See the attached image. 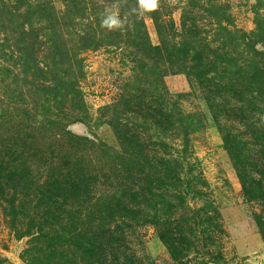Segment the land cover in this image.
Wrapping results in <instances>:
<instances>
[{
	"label": "rangeland",
	"instance_id": "rangeland-1",
	"mask_svg": "<svg viewBox=\"0 0 264 264\" xmlns=\"http://www.w3.org/2000/svg\"><path fill=\"white\" fill-rule=\"evenodd\" d=\"M6 1L17 4L15 0ZM49 2L57 9H65L64 0ZM191 4H196V9L187 21L200 26L213 48L224 39L230 40L229 32L241 38L238 41L244 48L242 42H254L258 23L264 18V0H159L163 22L174 24L178 41L184 7ZM106 10L117 12L112 7ZM143 16L152 42L158 44L160 40L150 12ZM65 31L70 32V28ZM3 36L0 33V41ZM262 46L256 44L257 48ZM5 52L10 54L8 49ZM79 58L84 64V76L80 79L84 109H66V117L54 109L56 116H38L32 121L25 115V105L32 100L42 110L44 97L24 79L21 68L13 65L10 56L7 61H0V108L4 111L0 118V141L12 144L17 140L19 145L26 141V146L18 145L17 149L23 151V159L28 161V180L44 184L74 166L92 176L89 180L96 183L91 185L92 203L100 194L114 192L119 184L126 183L121 165L129 164L140 148L137 142L132 148L123 143L102 109L120 103L124 97L135 98L141 104L135 115L146 124L145 131H139L148 140L155 164L163 156L185 169L183 181L177 186L157 191L139 212L132 210L135 219L127 240L135 264H264V241L253 217L254 212L264 214V197L246 202L235 164L215 120V109L208 102V97L213 96L223 105L226 117H220L222 123L228 124L232 133L245 142L252 134L235 115L228 113L236 102L230 92L215 89L209 93L189 73V64H166L160 70L142 73L131 49L123 44L87 49ZM157 108L163 109L165 115ZM254 114V122L260 119L264 122V114ZM40 120L52 122L40 124ZM159 141L169 145L170 155L160 151ZM110 147L116 152L112 153ZM246 150L253 154L251 145H246ZM190 178L192 183L187 182ZM34 186L21 196L17 202L19 211L13 214L9 203L0 195V264H86L81 243L73 245L64 238L52 239L57 233L75 236L82 232L83 225L72 223V227L67 226L68 231L60 225L61 221L56 224L52 217H43L46 206L37 205L41 206L39 199L47 191ZM196 212L203 215L201 226L194 223ZM59 214L72 222L65 212ZM183 217L191 218V224L196 227L195 245L175 256L164 239V224ZM115 224L123 225L115 221L112 227ZM110 240L104 235L97 244L107 248ZM118 250L115 254L123 261ZM103 251L109 262L112 255L106 249Z\"/></svg>",
	"mask_w": 264,
	"mask_h": 264
},
{
	"label": "trees",
	"instance_id": "trees-1",
	"mask_svg": "<svg viewBox=\"0 0 264 264\" xmlns=\"http://www.w3.org/2000/svg\"><path fill=\"white\" fill-rule=\"evenodd\" d=\"M64 1L63 10L57 9L49 0H15L17 4L14 5L0 0V33L4 34L0 41L3 42L0 44V61H7L10 56L13 65L21 68L24 79L45 99V103L41 104L42 110L32 100L26 103L25 115L28 116V121L38 116L52 118L51 116L57 115L54 109L65 117L66 109H84V94L80 87L84 64L79 55L87 49L123 44L131 49L133 60L142 73L160 70L161 65L166 64H189V73L207 87L209 93L215 89H225L236 100L227 111L235 115L234 118L243 123L252 134L245 142L232 133L228 124L222 123L220 117H226L223 105L216 102L213 96L208 97L210 106L215 109L214 116L224 137V146L235 164L246 202L263 200L264 122L261 119L254 122L252 115L256 112L264 114V18L258 23L254 42H242L244 48L238 41L241 38L229 31L230 40L224 39L221 47L213 48L200 26L195 21H187L195 11L196 4L184 7L179 41L174 24L163 22L161 10L157 9L150 12L160 40L158 44H154L144 16L138 17L131 12L137 6L136 0ZM108 7L115 8L122 19L123 27L120 29L109 31L101 26ZM92 17L95 19L92 20ZM69 28L70 32H66L65 29ZM244 37L245 35L243 39ZM257 43H262L263 46L257 48ZM6 49L10 54L5 52ZM211 73L215 75L210 76ZM140 105L135 102V98L124 97L120 103L102 109L103 115L109 116V124L118 137L125 141L123 143H128L132 148L137 142L140 151L136 157H132L129 164L121 165L126 183L119 184L114 192L100 194L93 203L91 199L94 198V190L91 185L96 183L93 179L89 180L92 176L73 166L64 174L52 176V180L47 183L36 184L27 178L28 161L23 159V151H18V141L13 140L12 144L0 141V195L9 203L10 213H16L20 207L17 202L31 186L39 185L38 189L47 191L39 199L41 206L37 205L38 208L46 206L43 217H52L56 224V221H61L60 225L68 231L72 223L83 225L82 232L75 236L57 233L52 239L64 238L73 245L81 243L86 264H135V258L132 257L134 253L128 251L127 240L128 231L134 225L132 210L139 212L144 203L156 196L157 191L177 186L183 181L185 172L182 165L163 156H159V162L155 164L154 157L149 153L148 140L139 131H145L143 127L146 125L135 115L139 110L137 106ZM156 110L163 112V109ZM0 112L1 118L4 116L2 107ZM38 122L45 124L52 120ZM22 145L26 146V141L19 146ZM159 145L164 155L171 154L167 143L159 141ZM246 145H251L253 154L246 150ZM110 149L112 153L116 152L112 147ZM187 182L192 183V179ZM192 190L193 188L190 189ZM88 203L90 207H87ZM60 211L65 212L72 222L61 218ZM253 217L264 241V214L254 212ZM194 218L196 225H203L204 219L200 212H196ZM115 221L122 222L123 225L115 224L112 227ZM195 230L191 218L186 217L164 224V239L175 256L195 245ZM104 235L107 240L111 239L107 242V248L97 244ZM105 249L112 255L109 262L105 260ZM117 250L124 258L123 261L115 254Z\"/></svg>",
	"mask_w": 264,
	"mask_h": 264
},
{
	"label": "clouds",
	"instance_id": "clouds-1",
	"mask_svg": "<svg viewBox=\"0 0 264 264\" xmlns=\"http://www.w3.org/2000/svg\"><path fill=\"white\" fill-rule=\"evenodd\" d=\"M136 7L131 9L138 17H142L146 12H152L158 9L159 0H136ZM101 26L109 31L120 29L123 24L117 12L108 10L101 21Z\"/></svg>",
	"mask_w": 264,
	"mask_h": 264
}]
</instances>
